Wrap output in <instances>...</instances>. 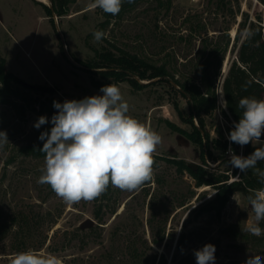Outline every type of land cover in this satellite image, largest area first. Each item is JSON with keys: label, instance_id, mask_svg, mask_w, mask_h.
I'll list each match as a JSON object with an SVG mask.
<instances>
[{"label": "rangeland", "instance_id": "1", "mask_svg": "<svg viewBox=\"0 0 264 264\" xmlns=\"http://www.w3.org/2000/svg\"><path fill=\"white\" fill-rule=\"evenodd\" d=\"M47 2L50 4L49 0ZM151 2L146 0L121 20L112 22L106 36L118 46L149 55L156 61L169 51L175 52L177 63H181L199 46V40H194L196 48H193L179 39L180 34L187 32L184 17L190 12L201 14L213 28L229 25L232 39L238 26L235 19L239 21L241 16L231 9L236 10L239 4L252 18L260 15L261 23L264 22V0H228L222 9H217L209 0H172L169 12L148 7ZM91 3L92 0H76L67 14L54 13L51 17L42 1L0 0V51L5 67L20 77L39 100L54 96L63 103L103 94L95 83L102 80L100 74L90 71L104 68L88 65L106 45L103 40L94 41L92 34L98 30L102 13L99 8L92 9ZM164 45L166 49L162 50ZM232 47L230 44L221 66V80L236 57L238 47ZM196 59L194 55L193 61ZM145 80L151 81L140 88L129 80L112 84L120 87L129 103V115L162 137V143L153 154V179L139 190L129 192L113 187L107 198L100 196L92 202L81 201L74 205H66L49 185L37 182L45 156L36 157L24 151L26 145L37 141L33 105L18 101L24 108L21 113L16 106L0 104V131L6 132L8 138L7 143L0 145V208L6 214L25 209L35 215V220H40L22 231L17 225L11 228L0 241V264H10L13 254L29 249L54 255L60 264H137L129 258L134 249L128 238L112 235L116 226L124 228L125 223L132 224L133 236L139 234L149 240L146 253L150 262L155 257L152 264H157L162 254V264H196L194 251L209 243L216 249L214 264H243L249 255L264 257V234L258 237L246 230L253 219L246 195L240 192L232 195L220 218L212 213L196 215L193 207L213 196L216 189L212 185L196 186L192 175L177 170L169 159L181 158L193 167L202 165L209 170L216 168L221 160L213 162L206 157L203 163L202 151L205 149L206 156L208 152L206 139L203 137L204 149H201L197 142L171 125L172 122L188 132L192 130V125L181 118L174 105V98L179 99L181 107L189 114L187 99L175 94L171 84L159 77ZM220 101L219 95L221 106ZM193 121L199 125L196 117ZM205 121L203 136L207 131L214 139L211 149L215 154L230 158L229 147L238 146L239 153L232 149L233 152L243 155V147L227 139L229 122L220 108L212 117L205 116ZM219 127L225 131L224 136ZM225 139L228 140L226 149L223 148ZM261 139L264 140V135ZM261 146L264 145L256 144L253 148ZM221 170L229 174V181L239 178L240 170L228 165V161ZM96 204H105L104 209L107 204H117V211L105 214L101 221L94 214ZM152 213L157 214V219L168 214L166 236L160 244L151 241L148 218ZM87 219L93 220L92 225L82 227ZM260 227L264 228V221L260 222ZM182 234L184 244L178 247L177 240ZM137 245L144 250L139 243ZM50 246L57 249L52 250Z\"/></svg>", "mask_w": 264, "mask_h": 264}, {"label": "trees", "instance_id": "2", "mask_svg": "<svg viewBox=\"0 0 264 264\" xmlns=\"http://www.w3.org/2000/svg\"><path fill=\"white\" fill-rule=\"evenodd\" d=\"M145 1L131 0L129 3L125 0L120 13L116 16L106 14L101 10L102 19L98 23V30H102L105 33V37L102 40L106 42V45L104 44L103 50L98 52V58L88 63V65L104 69L90 72L100 74L102 80H95L96 85L100 88L114 81L123 80H129L133 86L140 88L148 85L141 80L159 77V80L171 84L175 94H180L187 99L189 114H186V110L181 107L179 99L174 98V105L181 118L192 125V130L188 132L172 122L171 125L176 130L185 134L189 139L197 142L201 146V149H204L203 137L206 139L208 152L206 156L205 149L202 151L203 163H205L206 157L213 162L221 161L212 170L206 169L202 165L193 167L181 158H171L169 161L176 166L177 170L188 171L195 179L196 186L212 185L215 187L216 191L214 195L201 200L193 207V210L197 216L212 213L217 218H220L232 195L240 192L248 197L254 190L264 187V183L261 182V178L256 174L254 169H249L244 173L240 172L238 179L229 181V174L221 170V166L230 158L225 157L224 154H215L211 149L214 139L210 138L207 131L204 133V136L202 132L203 127L206 125L205 116L212 117L216 110L220 108L222 114L229 122L226 130L229 134L234 127L233 122H238L242 114V110L237 107L238 101L243 97L264 99V38L263 26L261 24L262 17L256 15L255 19L252 18L248 11L241 10L240 4L236 10L231 9L233 13L241 16L239 21L237 18L235 19V22H238V26L232 39L229 25L213 28L211 22L205 21V18L201 14L190 12L184 17V21L188 23L187 32L180 34L179 39L193 45V48H196L194 40H199V46L194 52H190V56H186V60H183L181 63H177L176 53L169 51H166L160 57V61H156L149 55H143L138 51L120 47L106 36V30L112 22L121 20L128 11L137 8L139 4ZM209 1H213L217 9H222L228 2V0ZM49 2L50 4L42 3L48 15L52 17L54 13L58 15L67 14L70 6L76 0H49ZM171 5L172 0H152L151 5L148 7L153 6L152 9L158 11L166 9L169 12ZM211 30L214 32L211 33ZM155 38H159V36H155ZM230 44L233 46L232 49L236 46L238 47L237 53L236 57L231 60L224 79L221 80L219 78L222 72L221 66ZM165 49L166 46L164 45L162 50ZM194 55L197 56L195 61H193ZM220 88L225 100L228 102L226 109L219 105ZM20 100L24 104L33 105L32 109L36 111L35 122L40 116H46L49 120L48 123L41 125L38 129L37 141L24 147V151L33 156H45L39 150L43 147L44 143V141L39 139V136L41 132L49 131L52 127L51 117L57 111L53 107V101L62 102L54 96H47L46 99L39 100V97L34 95L23 84L20 77L6 69L5 58L0 51V104H9L11 107L16 106L23 113L24 108L18 102ZM194 117L199 120L198 126L193 121ZM219 131L224 136L225 131L222 130V127H219ZM224 143L223 148L226 149L228 147V140L225 139ZM215 147L217 149L220 148L217 143ZM232 149H234L235 153H239L240 151L238 146ZM253 151L252 144L243 146V156H247ZM256 167L264 171V161H259ZM112 188L109 185L101 197L107 198ZM104 205L96 204L94 208L95 216L101 221L105 219V214L117 211V204H107L105 209ZM29 212L22 209L12 214H6L3 208H0V241L14 225H17L18 229L22 231L24 228L28 229L32 223L40 221L38 219L35 220V215H31ZM167 219V213L160 219H157L156 213H152L148 218V225L152 234L151 241L154 244H160L165 239ZM121 231L127 232L121 235ZM133 233L132 224L125 223L124 228L116 226L112 235L113 237H118L119 235L128 238L130 241L129 245L131 246L132 244L134 249V252L130 251L131 254H129V258L132 261H136L137 264L154 263L155 257L150 262L149 256L146 253L147 247L150 246L149 240L139 234L133 236ZM138 243L141 247H144L143 251L139 249ZM183 244L184 236L182 234L177 240V246L183 247ZM50 247L52 250L57 249L56 247ZM163 257L164 255L162 254L157 264H162L161 258Z\"/></svg>", "mask_w": 264, "mask_h": 264}, {"label": "clouds", "instance_id": "3", "mask_svg": "<svg viewBox=\"0 0 264 264\" xmlns=\"http://www.w3.org/2000/svg\"><path fill=\"white\" fill-rule=\"evenodd\" d=\"M131 2V0H127ZM125 0H92L90 7L99 8L104 13L116 16ZM94 41L105 37L102 30L93 32ZM102 95L87 96L83 99L53 101L57 110L51 117L52 127L41 132L44 141L39 149L45 154L40 169L39 184H47L66 205L92 202L99 198L111 185L122 191L139 190L154 177V157L162 137L135 117L129 115L130 105L116 84L102 86ZM221 106L228 102L221 95ZM237 107L242 110L238 122L227 136L231 143L241 147L252 144L264 145V99L243 97ZM46 116H40L34 127L48 123ZM8 142L7 134L0 131V145ZM228 165L241 173L254 169L264 183V171L256 167L264 161V146L254 147L247 155H237L229 147ZM253 213L247 231L261 236L264 228V187L254 190L248 196ZM216 249L213 244H205L195 250L196 264H214ZM10 264H60L54 255H43L29 249L13 254ZM243 264H264V257L248 256Z\"/></svg>", "mask_w": 264, "mask_h": 264}, {"label": "water", "instance_id": "4", "mask_svg": "<svg viewBox=\"0 0 264 264\" xmlns=\"http://www.w3.org/2000/svg\"><path fill=\"white\" fill-rule=\"evenodd\" d=\"M38 1H42V2H45V3H48L47 1H43V0H38ZM228 67H229V65H228ZM228 67H227V70H228ZM227 70H225V73H227ZM226 75V74H225ZM225 77V76H224ZM224 77H223V79H224ZM143 83H148V82H150L151 80H141ZM222 96H223V93H222ZM92 223H93V220L92 219H87V220H85V221H83L82 222V227H88V226H90V225H92Z\"/></svg>", "mask_w": 264, "mask_h": 264}, {"label": "built area", "instance_id": "5", "mask_svg": "<svg viewBox=\"0 0 264 264\" xmlns=\"http://www.w3.org/2000/svg\"><path fill=\"white\" fill-rule=\"evenodd\" d=\"M262 25H263V38H264V22L263 23H261ZM219 95L221 96L222 95V89L220 88L219 89Z\"/></svg>", "mask_w": 264, "mask_h": 264}, {"label": "crops", "instance_id": "6", "mask_svg": "<svg viewBox=\"0 0 264 264\" xmlns=\"http://www.w3.org/2000/svg\"><path fill=\"white\" fill-rule=\"evenodd\" d=\"M223 99L225 100V97H224V95H223Z\"/></svg>", "mask_w": 264, "mask_h": 264}, {"label": "bare ground", "instance_id": "7", "mask_svg": "<svg viewBox=\"0 0 264 264\" xmlns=\"http://www.w3.org/2000/svg\"><path fill=\"white\" fill-rule=\"evenodd\" d=\"M43 1H47V0H43ZM226 70V69H225Z\"/></svg>", "mask_w": 264, "mask_h": 264}]
</instances>
